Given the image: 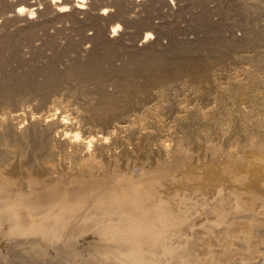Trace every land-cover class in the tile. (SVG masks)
<instances>
[{
	"label": "bare ground",
	"instance_id": "obj_1",
	"mask_svg": "<svg viewBox=\"0 0 264 264\" xmlns=\"http://www.w3.org/2000/svg\"><path fill=\"white\" fill-rule=\"evenodd\" d=\"M156 1L173 9L178 0H0V225L32 236L16 243L9 264L43 256L54 242L71 260L82 251L75 237L88 229L94 250L75 264H194L179 234L188 206L174 209L162 192L182 185L201 157L209 180L217 157L238 169L239 183L264 165V25L256 22L264 4L242 0L244 34L235 36L210 21L206 0H187L179 6L201 8L204 34L190 40L170 28L158 48ZM241 51L249 66L222 75ZM58 90L65 100L52 99ZM29 95L38 97L33 108ZM239 192L241 219L211 264H264V198L256 210Z\"/></svg>",
	"mask_w": 264,
	"mask_h": 264
},
{
	"label": "rangeland",
	"instance_id": "obj_2",
	"mask_svg": "<svg viewBox=\"0 0 264 264\" xmlns=\"http://www.w3.org/2000/svg\"><path fill=\"white\" fill-rule=\"evenodd\" d=\"M176 1V0H175ZM187 0H181V2L178 0L177 2H175V5L173 4V9H169L162 4V2L160 1H156L155 5L151 12V20H152V26H155V28H152V33H153V38L151 40L156 39L157 42H161V45H157L158 48L160 47H164L168 41H169V35L170 32H174V31H170L172 30L170 28L176 29L175 31H178L177 33L179 34L180 38H188L190 40H194V39H198L199 37L202 36V34H204V30H202L200 27H198L196 24V19H195V15L196 13L199 12V10H201V8H197V7H190V8H184L181 9L180 6H184L186 5ZM213 1V2H212ZM227 1V2H226ZM233 3H232V2ZM258 4H264L263 0H247L244 2L246 4L250 5L253 4L254 2ZM212 2V3H211ZM239 2V3H238ZM238 2L235 3V0H206L205 3V7L207 9V11H209V19L210 21L214 22V23H219V25L221 24L220 22H222V25L220 27H222V31L227 33L226 35L229 34H234L235 36H242L244 33V21H243V13H242V9L239 7L240 4H242V0H238ZM262 2V3H261ZM180 3V4H179ZM232 3V7L230 6ZM254 3V4H255ZM158 6H157V5ZM215 4V5H214ZM220 6H219V5ZM223 4V5H222ZM180 5V6H179ZM212 5V6H211ZM218 6V7H217ZM159 9H158V8ZM179 7V9L177 8ZM220 8H222V10H218ZM229 7V9H228ZM234 7V8H233ZM196 8V9H195ZM224 8V9H223ZM231 8V10H230ZM236 8V9H235ZM237 8L241 9V10H237ZM157 9V10H155ZM162 9V10H161ZM165 9V10H164ZM178 9V10H177ZM194 9V10H193ZM213 9V10H211ZM138 10V9H137ZM170 10V11H168ZM173 10V12H172ZM185 10V11H184ZM188 10V11H187ZM198 10V11H197ZM218 10V11H217ZM229 10L227 13L229 15L226 14L225 11ZM234 10V11H233ZM187 11V12H186ZM195 11V12H194ZM216 11V13H215ZM231 11V12H230ZM239 11V12H238ZM234 12V14L231 15V13ZM236 12H238L237 14L239 15V13L242 15H239L238 17L236 16ZM174 13V14H173ZM184 13V14H183ZM194 13V14H193ZM212 13V14H211ZM217 13H219L218 18H217ZM227 16H224V14ZM153 14V15H152ZM173 14V15H172ZM176 14V15H175ZM180 15L179 19L178 15ZM216 14V16H215ZM223 14V15H221ZM260 15H257V25L260 26V24L264 25L263 18L264 15L262 13H258ZM184 15H187L184 17ZM214 15V16H213ZM236 16V19H234V17ZM169 18H168V17ZM172 16V17H171ZM190 16V17H188ZM213 16V17H212ZM234 16V17H233ZM261 16V17H260ZM176 17V18H175ZM215 17V18H214ZM224 17H226L227 19L224 20ZM233 17V18H232ZM213 18V20H212ZM161 19V20H160ZM216 19H220V20H216ZM239 19V20H238ZM241 19V21H240ZM262 19V20H261ZM170 20V21H169ZM222 20V21H221ZM224 20V21H223ZM231 20V21H230ZM236 21L234 23V21ZM172 21V22H171ZM176 21V22H175ZM219 21V22H218ZM240 21V22H237ZM164 22V25H163ZM193 22V23H192ZM226 22V23H225ZM260 22V23H259ZM155 23V24H154ZM167 23V25H166ZM172 23V24H171ZM190 23L192 25H190ZM229 23V25H233L231 26L232 30L230 29V26H227ZM233 23V24H231ZM239 25H237V24ZM242 23V24H241ZM259 23V24H258ZM162 26H161V25ZM181 24V25H180ZM241 24V25H240ZM172 25V27H171ZM180 25V26H179ZM190 26L191 29H189L188 26ZM235 25L238 27L236 30ZM243 25V26H242ZM158 30H157V28ZM168 26V27H167ZM174 26V27H173ZM178 26V27H177ZM225 26V29H223ZM227 26V27H226ZM239 26H242L239 28ZM176 27V28H175ZM186 27V28H185ZM235 27V28H234ZM163 28H167V29H163ZM182 30H181V29ZM243 28V29H242ZM189 29V30H188ZM194 29V31H193ZM242 31H241V30ZM156 30V31H153ZM167 30V31H166ZM160 31V32H159ZM166 31V32H165ZM199 31H202V33ZM227 31V32H226ZM182 32V33H181ZM237 32V33H236ZM242 32V33H241ZM156 33V35H155ZM158 33V34H157ZM239 33V34H238ZM241 33V34H240ZM177 34V35H178ZM193 34V35H192ZM184 35V36H183ZM190 35V36H189ZM195 35V36H194ZM182 36V37H181ZM194 38V39H193ZM160 41H159V40ZM164 41L166 43H164ZM157 44V43H156ZM246 51H241L240 54L241 59L244 58L243 54ZM251 53V52H248ZM228 61V63L225 66V71L222 75L227 74L228 72H233V70H236L237 68H239V70L237 69V71H241L240 68L243 67H247L249 66L248 63H246L247 61L245 59H243L241 62L240 61H236L234 60ZM232 62V63H231ZM235 62V63H234ZM237 63V65H236ZM239 63H242V65H239ZM245 63V65H244ZM234 64V65H233ZM228 65V67H227ZM232 65V67H234L235 69L230 68ZM63 66V65H60ZM212 69H214L215 71H217V74L220 73V70L217 69V65H211ZM215 66V67H213ZM230 66V67H229ZM217 69V70H216ZM229 69V70H228ZM232 69V70H231ZM228 70V71H227ZM222 71V72H223ZM215 74V73H214ZM220 75V74H219ZM61 91V92H60ZM64 90H58L56 91L57 93L54 94L55 97H52V99L54 98L56 99H64L62 95L65 96L64 93H62ZM62 93V94H61ZM61 94V95H58ZM31 97V98H29ZM34 98V99H33ZM38 98V97H37ZM35 98L33 95H29L28 98L26 99H30L29 102L28 100L24 101L25 105L29 104V107L33 105V103H36V101H38V99ZM58 99V100H59ZM34 100V101H33ZM51 100V99H50ZM49 100V101H50ZM33 101V102H32ZM32 103V104H31ZM33 108V107H30ZM202 159H204L203 157H201ZM219 158V159H218ZM202 159H200V162H198V164H195L197 166H195L197 169L193 172L189 174V177L186 178L183 182H189V181H193L192 183H186L184 184L182 182V185H179L178 182L173 185L175 186H169V189H166L162 192L163 196H166V198H169L170 201V205H172L171 207H175L174 209L178 208V207H182V206H188L187 207V214H186V225L183 226V228L180 230V237L183 240H186L187 242L191 243L192 246V255L194 258V264H211L210 263V259L211 257L214 258H218V256H220V252L222 249V244L223 239H224V234H227V231L230 225H232V223L236 220H240L241 217L240 214H236L234 215L233 213V198L235 197L237 193V191H240V197L242 198L241 200L244 202H248L246 204H248L249 206H253V208H255L256 210H258L259 207V203L260 200L264 198V165H261L259 163L254 164L250 170L251 172L248 174V179L246 178V181L244 180V183H239L238 180H236L235 176L238 173V169H234V166L232 167L231 165L227 164V162H225V159L222 157H217L215 160H213V162H209L210 160H208L210 165H215L217 167V174L216 176L214 175L210 180L209 179H203V170H201L200 168L203 166L204 163H207V161H203ZM206 160L208 158H205ZM223 160V161H222ZM220 161V162H219ZM201 165H200V164ZM203 163V164H202ZM222 165H220V164ZM226 164V165H225ZM228 165V166H227ZM199 166V167H198ZM231 166V167H230ZM203 169V168H202ZM233 169V170H232ZM257 169V170H255ZM237 170V171H236ZM234 171V172H233ZM176 177H179L178 175L179 172H173ZM201 173V175H200ZM236 173V174H235ZM215 177V178H214ZM225 179V180H224ZM249 179H252L253 181V185L252 187H250L249 189H247L246 183ZM187 180V181H186ZM186 181V182H185ZM212 181V182H211ZM250 181V180H249ZM194 183V184H193ZM197 183V184H195ZM213 183V184H212ZM215 183V185H214ZM218 183V184H217ZM220 183V184H219ZM211 184V185H210ZM241 184V186H240ZM245 184V185H243ZM179 185V186H177ZM216 185L218 187H216ZM220 185V186H219ZM187 186V187H186ZM171 187V188H170ZM185 189H184V188ZM243 187V188H242ZM173 188V190H171ZM179 188V190H178ZM182 188L183 191L180 189ZM190 188V189H189ZM216 188V189H214ZM194 189V190H193ZM220 189V191H219ZM181 190V191H180ZM212 190V191H211ZM168 191V192H167ZM173 191V192H172ZM177 191V192H176ZM217 191V192H216ZM231 191V193H230ZM244 193H243V192ZM194 192V193H192ZM211 192V193H210ZM215 194H214V193ZM225 192V193H224ZM235 192V193H232ZM167 193V194H166ZM172 193V194H171ZM189 193V194H188ZM243 193V194H242ZM166 194V195H165ZM171 194V195H170ZM181 194V195H180ZM231 194V195H230ZM232 194L234 196H232ZM251 195V196H246V195ZM253 194V195H252ZM218 195V196H217ZM169 196V197H168ZM244 196V197H243ZM253 196V197H252ZM171 197L173 199V205L171 203ZM177 197V198H176ZM223 197V198H222ZM251 197V198H250ZM221 198V199H220ZM244 198V199H243ZM250 198V199H249ZM207 199V200H206ZM228 199V200H227ZM255 199V200H254ZM231 200V201H229ZM250 200V201H249ZM254 200V201H253ZM256 200L258 202H256ZM201 201V203L199 202ZM206 201V202H205ZM208 201V202H207ZM210 201V202H209ZM216 201V202H215ZM187 202V203H186ZM223 202V203H222ZM229 202V203H228ZM181 203V204H180ZM211 203V204H210ZM226 204V205H225ZM230 207L228 208L227 207ZM198 206V207H197ZM221 208V209H220ZM232 208V209H231ZM214 209V210H213ZM253 209V210H255ZM201 210V211H200ZM222 210V211H221ZM225 210V211H224ZM200 211V212H198ZM220 211V212H218ZM228 213V214H227ZM254 213V212H253ZM252 213V214H253ZM213 214V215H212ZM215 214V215H214ZM221 214V215H220ZM255 214V213H254ZM253 214V215H254ZM212 215V216H211ZM217 215V216H216ZM204 216V218H202ZM211 216V217H210ZM216 216V217H215ZM229 216V217H228ZM213 217V218H212ZM232 217V218H231ZM234 217V218H233ZM237 217V218H236ZM239 217V218H238ZM223 219V220H222ZM219 220V221H217ZM205 221V222H204ZM214 223H211V222ZM7 222V223H6ZM210 222V223H209ZM225 222V223H224ZM232 222V223H231ZM206 223H209L208 225ZM231 223V224H230ZM215 224V225H214ZM219 224V225H218ZM230 224V225H229ZM4 225V226H3ZM6 225V226H5ZM205 225V227H204ZM207 225V226H206ZM227 225V227H226ZM218 226V227H217ZM226 227V228H225ZM228 228V229H227ZM0 264H9V262L12 260V257L14 256V251H15V245L17 242L19 241H23V240H28V239H32L30 237L27 236H14V235H10L7 231H8V221H3L2 224L0 225ZM224 232V233H223ZM226 232V233H225ZM204 233V234H203ZM241 235V234H239ZM187 237V238H186ZM241 237V236H240ZM208 238V239H206ZM206 239V241H205ZM217 239V240H216ZM199 240V241H198ZM229 244L237 246V247H241L243 245L241 238H236L233 239L231 237H229ZM97 241V237L96 235L92 232V229H88L86 233L83 234H78L75 237L74 242L76 243V245L79 246V248L82 250L80 255H77L75 258L71 259V260H67V258L65 257H61L58 255V252L56 251V248L59 245V243H47L46 245V253L43 256H39V257H34V258H30L29 261H21V264H75V263H79L80 258H86L88 257L89 254L92 253V251L94 250V246ZM205 243V244H204ZM221 244V245H220ZM205 245V246H203ZM217 245V246H216ZM199 246V247H198ZM219 247V248H218ZM221 247V248H220ZM197 248V249H196ZM206 248V249H205ZM209 248V249H208ZM195 249V250H194ZM216 249V250H215ZM200 250V251H199ZM206 253H205V251ZM196 252V253H195ZM201 252V253H200ZM203 252V253H202ZM3 253L5 255H3ZM215 253V254H214ZM197 254V255H196ZM12 255V256H11ZM211 256V257H210ZM200 257V258H199ZM198 258V259H197ZM242 258V257H241ZM245 258H242V260H244ZM249 260L251 262L257 261L258 263L262 264V258H249ZM197 262V263H196ZM233 262V261H232ZM232 262L227 263V262H222L224 264H233ZM256 263V262H255Z\"/></svg>",
	"mask_w": 264,
	"mask_h": 264
}]
</instances>
